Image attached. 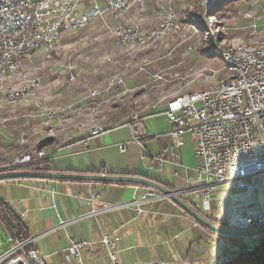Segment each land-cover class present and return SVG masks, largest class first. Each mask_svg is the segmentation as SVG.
<instances>
[{"label": "crops", "instance_id": "1", "mask_svg": "<svg viewBox=\"0 0 264 264\" xmlns=\"http://www.w3.org/2000/svg\"><path fill=\"white\" fill-rule=\"evenodd\" d=\"M147 1V5L150 2L153 6L154 0ZM161 5H170V2L163 0ZM153 10L157 12L158 8ZM134 11L125 15L121 21L113 20L111 16L107 20L104 17V21L110 23L111 27L121 23H137L142 28H149L158 21V12H155L156 15L146 13L143 17H138ZM101 20L103 22V19ZM87 28L76 34L82 33V42L92 46L87 57L92 66L87 72L88 90H103L108 81L107 70L109 71L111 67L115 68L111 72L117 73L127 68L128 73H122L125 84L119 89V94L112 98L114 101L110 100L109 94L101 93L93 104L86 103L89 107L84 106L86 110L83 109L82 112L84 116L88 115L89 120L94 119L91 127L76 125L79 122L75 120V110L68 113L67 120L57 117L51 122L52 127L57 129L51 133L52 135L54 133V137L50 138L52 141L53 139L55 142L59 141L56 146H50L58 152L49 163L52 172L147 178L172 192H184L182 199L198 209L206 218L211 219L225 217L224 212L216 209V204L223 205L227 202V197L228 200H233L231 217L247 214L255 208L260 209L252 203H246V198L255 195L253 189L237 185L214 190L211 201L203 208L199 206L198 197L191 184L196 178V168L201 165V160L194 154L193 135L190 132L181 135L182 147L179 150V157L174 159L173 155L177 150L174 149L172 140L166 136L171 130V125L163 114L167 102L172 97L194 92H182L181 89L175 88L176 82L172 84V75H167V79L161 82L156 81L148 85L145 90L141 89V85L150 81L159 67L178 63H174L175 61L170 58L155 63L156 57L150 60L143 56L150 49L153 50L145 54L165 52V47L157 43L152 46L153 48L142 50L141 55V52L133 53V59H146V63H154L147 66L143 73H137L135 71L140 70V62L128 66L129 55L116 46L115 39L109 31ZM102 53L107 56H103ZM103 57L110 62L107 68L101 65L105 62L102 60ZM62 81L61 78L55 81L59 88L57 92L53 82L45 83L43 80L33 96L19 102L24 106L36 107L34 115L27 112L29 115L26 118H39L37 125H32L21 133V137L24 136L21 141L29 145V149L39 148L45 141L43 126L47 122L44 118L46 110L65 108L69 110V107L76 103L74 97L68 96L65 91L68 86L64 88L65 90L62 89L65 85ZM140 119L138 124L143 127L145 135L134 139L132 131L134 121ZM92 127L103 128L104 132L91 136L88 132ZM11 130L5 125L1 126L0 140L8 143L11 132H14ZM118 144H126L125 152L118 151ZM157 157H161L163 161H158ZM148 165L150 170L146 169ZM150 192L153 191L126 183L4 180L0 181L2 217L0 220L3 226H7L5 239L39 237L31 248L39 255H51L47 264H114L100 244L103 232L106 234L116 232L120 237L115 249L117 251L115 264L124 261L120 259L123 255H126V261L131 262L171 261L172 253L185 264H212L205 259L219 254L221 247L205 238L202 229L191 224L189 219H184L186 216L164 199L140 205L141 214L137 213L134 205H131L90 216L94 208L129 203ZM93 193L97 194L98 198L90 204L89 200ZM219 194L220 197L217 198L216 195ZM244 204L246 206L243 207ZM17 222L22 228L14 231L11 226L14 227ZM61 222L68 224L60 227ZM69 239L90 243V246L80 251V262L68 260Z\"/></svg>", "mask_w": 264, "mask_h": 264}, {"label": "built area", "instance_id": "2", "mask_svg": "<svg viewBox=\"0 0 264 264\" xmlns=\"http://www.w3.org/2000/svg\"><path fill=\"white\" fill-rule=\"evenodd\" d=\"M83 0H31L29 5H22V0H0V61H3V69L0 73L10 74L11 70L25 69L15 68V61H8L9 53H16L19 58L20 50H29V62L34 58L36 52L50 48H56L59 44H48V36H59L67 32L77 31L84 24H90L96 19H103L102 25L108 28L124 26L126 36L124 40L126 47L132 43H140L139 40H131L133 31H140V38L160 37L161 31L179 32L180 25L170 20V25H163L158 5V21L149 28H142L137 24L136 30H129L128 23H121L116 27H111L110 23L104 21V17L109 15L113 20L121 21L127 14L128 0H103V7L87 6L82 11L79 6ZM142 2H137V11ZM209 3V1H208ZM248 24L239 28L240 32H250L256 30L257 20L249 15ZM114 38V37H113ZM264 44V43H263ZM179 46H174L173 50H166L161 57H156L155 63H161L166 58L171 57V53ZM141 49L147 47L141 46ZM261 58H264V51H256L251 55L250 60L232 58L235 60V68L225 70L226 76L222 86L204 90L200 93H193L189 97H184L178 102L167 103L163 114L171 125V130L166 134L176 149L173 158L179 157V150L182 147L180 137L185 132L193 135L195 146L194 154L201 160V165L196 168V178L191 181L193 191L198 197V204L205 207L212 199L214 189L219 186L232 187L246 186L259 193L264 192V66L261 65ZM140 62V70L143 73L147 66L154 63H146V59L135 60ZM132 64V63H129ZM184 64L178 62L168 67H159L151 76L150 81L141 85L145 90L148 85L161 79H167V75H172V69L176 65ZM127 68L123 74H127ZM170 73V74H169ZM212 76L216 72H211ZM121 75H116V81L106 84L101 91L86 93L81 98L84 103L93 104L101 93L109 94L115 98L119 94L125 82H121ZM177 75V74H175ZM30 82V89L24 93L9 91L8 97L31 94L33 85H40L39 79L24 81ZM21 83V82H20ZM4 86V85H0ZM72 107V106H71ZM69 107V109L71 108ZM65 109H51V122L64 114ZM136 120L132 128L133 138L137 139L145 135L143 127ZM48 124V121L46 122ZM104 132L103 128H98L88 132L91 136H97ZM117 149L125 152L126 144H118ZM55 156L39 160H30L28 157L15 166L30 165L41 161L51 162ZM162 162L161 157H157ZM150 170V165L146 167ZM178 197H183L184 192H175ZM98 198L97 194H91L89 203L93 204ZM166 199L162 195L154 192L144 194L129 203L121 205H102L92 209L90 216L106 213L121 207L134 205L137 213L141 214L140 205L152 200ZM223 227L231 230H251L264 226V212L252 210L246 215L237 218L220 217ZM66 222H61L65 226ZM218 240H224L220 235ZM39 237H28L25 239L6 238L0 239V264H47L51 255H39L31 246ZM264 240V236H262ZM120 237L116 232L112 234L102 233L100 244L107 252V256L115 264L116 246ZM246 241V240H245ZM68 260L80 262V251L90 246L88 242H75L69 239ZM228 246H226L227 248ZM237 246L228 247L233 250ZM229 254V253H228ZM223 254L216 256V262ZM82 264V263H80ZM128 264H184L175 253H172L171 261H136Z\"/></svg>", "mask_w": 264, "mask_h": 264}, {"label": "rangeland", "instance_id": "3", "mask_svg": "<svg viewBox=\"0 0 264 264\" xmlns=\"http://www.w3.org/2000/svg\"><path fill=\"white\" fill-rule=\"evenodd\" d=\"M145 1L146 2L144 10L141 9L143 10L142 13L137 12L135 10V7L129 9L128 13L135 10L134 13L138 15V17L139 14H141V17H143L146 13H152L153 15H156V13L158 12L157 4H161L163 0H154L153 6L150 5V2L149 5H147L148 1ZM168 1L170 2V5L160 6V15L162 16V22H164V20H166L167 16L170 14L172 16L170 20L173 21V23L180 25L182 29H179V32H168L167 34H165L163 39L157 41V43H161V45L164 46L166 50H173L174 46H179L171 53L170 59H173V61H175L174 63L184 62V64L176 65V68L174 67L172 69L173 72L171 79L172 84L176 82L174 84V87L181 89L182 92L191 91L200 93L204 90L217 87V85L221 81H223L226 76V72L223 67L222 61L219 58V55L213 50V48L215 47L214 45L223 48L228 47L230 44L236 45L240 43H246L250 38L253 37L254 34L255 36L264 35V0H238L231 6L230 4H225L221 8H217V6H215L217 0H164V2ZM82 2L83 3H81L79 6L80 11H82L84 7L95 6V4L99 8L103 7V0H83ZM153 8H156V13L154 12ZM249 15L253 16V18L257 20L256 30L247 33L240 32L238 29L248 24L247 17ZM108 17L110 16H105V20H107ZM99 25L101 26V28L99 27ZM86 28L90 30L96 28L98 29V31H101V29L107 32L109 31L111 36L114 37L112 35V32L110 31V29L114 28L107 29L102 25V20L98 18L90 24L79 28L77 31L64 33L60 42H57V44H59L56 46V48L50 49L49 52H46L44 50L36 52L34 58L30 62H24L21 65L20 69H25V72L18 70L15 75L3 82L2 85L4 86L0 87V127L5 125L6 127L12 129L11 131L15 132H11L9 136V139H11L8 143H4L3 140H0V172L16 167L26 166L13 165L16 160H19L26 155H28L30 159L39 160L40 157L43 159L53 157L54 155L56 156L58 154L57 150H55L54 147H50L52 145L56 146V143H58L59 141L56 140L55 142V139H53L54 143H52L53 141L51 138L54 137V133L53 135L51 133L56 131L57 128L52 127L51 120L48 119V117H50L51 115V112H49L51 111V109L49 108V110H46V113L44 114L45 122L48 121V124H45L43 126L45 137V141H43V143H47L43 147L29 149V145L27 146L26 143L21 141L22 137H24H21V133L26 131L27 128L32 127V125H37L39 118H26L29 114L34 115L36 107H34L33 105L24 106L19 102L26 97H31V95L33 96L36 88L40 85H33L31 94L20 95L15 101H9L6 97L7 94H9V91H17L19 93L28 91L30 89V82L24 81L39 79L40 84L43 80L45 81V83L53 82L54 85H56V91L58 92L59 88L55 81L61 78V80H63L62 84H65L62 89L65 90L64 88H67L68 86L65 91L67 92L68 96L74 97L76 101L74 106H72L69 110H65L64 114H61V119L67 120L69 118L68 113L72 110H75V120L77 121V123L79 122L76 125H78L79 127L86 126V128L92 126L94 119L89 120V118L87 117L88 115L84 116L82 112L85 107L88 108L89 106L81 101V98L85 97L86 93L99 91L88 90L87 88V83H89L87 81V72L92 67L90 61H87V57H89L90 55L89 50L92 46L82 42V33L76 34L77 32L82 31ZM117 44L116 46L119 49L123 50L129 55L130 59L127 62L128 66H130L129 63H132L131 65H133V63H136V59L132 58L133 53L138 54L139 52L144 50L136 48H125ZM152 50L153 49H150L148 51ZM142 53L143 52H141L140 55ZM145 53L143 54V56L151 60L155 59V57H158L159 55H162L163 51L153 55ZM102 60L105 62H103ZM102 60L101 62L103 63L101 65H104V67L107 68V66L110 65V62L106 61L105 57H103ZM109 69L110 72L107 70V84L111 83L112 79H114L117 74L123 73V70H120L121 72L119 71L117 73H114L111 71L115 68L112 69L111 67ZM117 70L118 68L116 69V71ZM211 72H216V74L212 76ZM199 73L202 74L200 75ZM161 81H163V79L159 80L158 82ZM122 82H124L123 77ZM109 98L111 101L115 100L111 97ZM27 112H29V114ZM23 115H25V117ZM89 123H91V125H89ZM95 128L98 129L100 127H92L89 129V132L93 131V129ZM46 134H48L47 136H49V138L46 137ZM57 135L58 134L56 133V137ZM221 188H223V186L216 187L214 190L217 191V189ZM153 192L157 196L161 195L158 192ZM216 196L217 198H219L220 194ZM161 200L162 199L152 200L150 202L153 203L155 201ZM164 200L170 202L168 198ZM246 200V203H252L256 207L264 208V194L258 197L256 195H252L251 197L246 198ZM226 201L227 202H224L223 205L217 203L216 209L219 212H224L223 216L231 217L233 214L231 201L233 200H228L227 197ZM244 206H246V204H244L243 207ZM179 211L180 213L188 217L184 212H182V210L179 209ZM186 217L184 219H189L188 221H191V224L193 223L203 230L205 238H207L211 242L218 244L221 247L220 253L216 256L229 253L226 256L219 257L217 262L215 259L216 256L208 257L205 259L206 261H210L212 264H227L230 260V256L232 254H235L237 250H241L237 247V250L233 253L232 250H227L228 247L235 246V244L240 248L245 247V244H243V242L239 239L235 241L225 239L218 240L216 237L217 234L201 228L191 218ZM237 217L238 216L235 215L233 216V218ZM219 218L220 217L212 220L218 221L223 224V221L219 220ZM6 230L7 226H3V222L0 220V239H5ZM259 242V239L252 238L250 246L259 244ZM226 246L228 247L226 248ZM248 249H250V251H248ZM244 251L245 253H249L252 251V249L247 247L244 249ZM233 256L234 255H232V257ZM120 259L124 260L123 262H120L121 264L132 263L131 261H126V255H123Z\"/></svg>", "mask_w": 264, "mask_h": 264}, {"label": "water", "instance_id": "4", "mask_svg": "<svg viewBox=\"0 0 264 264\" xmlns=\"http://www.w3.org/2000/svg\"><path fill=\"white\" fill-rule=\"evenodd\" d=\"M15 179H42V180H68V181H101V182H113V183H126L142 186L158 192L162 196L169 199L176 207H178L182 212L188 215L194 222L204 227L205 229L213 232L214 234L220 235L223 239L224 237L239 239L245 244L244 248L250 247L252 238H257L264 243L262 236H264V226L251 230H231L223 226H219L204 215L196 211L191 205H189L181 197H178L175 192L170 191L165 186L152 181L147 178L138 176H120V175H105V174H78V173H58V172H32V171H1L0 181L4 180H15ZM254 194L258 197L264 192L259 193L254 190ZM253 210H258L264 212V208H255ZM252 211V210H251ZM249 213V212H248ZM247 213V214H248ZM246 215V214H243ZM246 240V241H245Z\"/></svg>", "mask_w": 264, "mask_h": 264}, {"label": "bare ground", "instance_id": "5", "mask_svg": "<svg viewBox=\"0 0 264 264\" xmlns=\"http://www.w3.org/2000/svg\"><path fill=\"white\" fill-rule=\"evenodd\" d=\"M137 2H142V3H140L137 12H139V13L143 12L144 7H145V2H146L145 0H128L127 13L129 11V9L137 6ZM29 3H31V0H22V5H29ZM141 9H143V10H141ZM139 16H141V14H139ZM171 18H172V16L169 14L167 16L166 20H164V22H162L163 25H169L170 24L169 20ZM85 25H87V24H84L83 26H81L79 28H82ZM136 29H137V23H130L129 24V30H136ZM110 31L112 32V35L115 37L116 40H124L125 39L126 28L121 26V27H117V30H115V28H114V29H110ZM168 32L169 31H161L160 37H155L151 40L150 38H140V31H133L131 33V40H139L140 39V43H132L131 45H128L127 47H126V42H118V44L117 43L116 44L119 46L125 47V48L141 49V46L148 48V47L155 45L157 43V41L163 39L165 34H167ZM58 41H59V36H57V35L48 36V44H57ZM263 43H264V35L255 36V34H254L253 37L250 38L248 40V42H246V43H240V44H236V45L230 44L228 47H223V48H220V47H217L216 45H214L215 47L213 48V50L219 55V58L222 61L223 67L226 70L228 68H235V60H232V58H241V60H250L251 55H253L255 50L256 51H264V44ZM50 49H53V48H50ZM28 58H29V50H20L19 51V58H17V59H16V53H9L8 54V61H15L16 60L15 61V68H18V69H20L21 65L24 62L29 61ZM261 65L264 66V58H261ZM1 69H3V61H0V71H1ZM17 71L18 70H11L10 74H3V75H1V73H0V85H2L3 82L5 80H7L8 78L15 75L17 73ZM199 74L201 75L202 73H199ZM113 81H116V77L114 79H112L111 83H109V84H112ZM121 82H122V77H121ZM223 83H224V79L217 86H222ZM16 93H19V92L16 91ZM20 93H22V92H20ZM191 94H193V93H185V94H181V95H176V96L172 97L167 103L178 102L179 100H181L184 97L191 96ZM7 96H9V94H7ZM19 96L8 97L7 99L9 101H15ZM94 130H98V129L95 128V129H93V131ZM26 157H28L30 159V157L28 155H26V156L20 158L19 160H16L15 163H20ZM40 159H42V158L40 157ZM30 160H33V159H30ZM236 250H237V248H234L232 250V252L234 253ZM248 251H250V249H248ZM236 252H239V251L237 250Z\"/></svg>", "mask_w": 264, "mask_h": 264}, {"label": "trees", "instance_id": "6", "mask_svg": "<svg viewBox=\"0 0 264 264\" xmlns=\"http://www.w3.org/2000/svg\"><path fill=\"white\" fill-rule=\"evenodd\" d=\"M236 1H238V0H217L215 3V6H217V8H221L225 4H230V6H231ZM46 143L47 142L42 143L40 147H43ZM18 170L32 171V172H52V168L50 167L49 162H44V161H41V162L35 163V164L26 165L23 167H16V168L4 170V171H18ZM192 207L194 208V206H192ZM194 209L196 211H198L199 213H201L198 209H196V208H194ZM0 218H2V217H0ZM207 219L217 223L218 225H222L220 222L212 220L211 218L207 217ZM197 225H199V224H197ZM200 227L205 229L202 226H200ZM21 228L22 227L19 224V222H17L14 227L11 226V229H13L14 231L16 229L21 230ZM205 230H207V229H205ZM207 231H209V230H207ZM209 232H211V231H209ZM25 238H27V237H24V239ZM224 239L225 240H231V241L237 240L235 238H229V237H224ZM249 248L252 249V251L249 253H245L246 250L244 251V249L243 250L241 249L238 253L232 254L234 256L233 257H232V255L230 256V260L227 264H264V243L260 241L259 244H255L254 246H250Z\"/></svg>", "mask_w": 264, "mask_h": 264}]
</instances>
